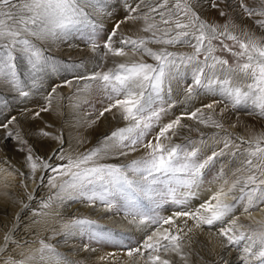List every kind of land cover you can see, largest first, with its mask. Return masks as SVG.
I'll use <instances>...</instances> for the list:
<instances>
[{"label": "snow or ice", "instance_id": "obj_1", "mask_svg": "<svg viewBox=\"0 0 264 264\" xmlns=\"http://www.w3.org/2000/svg\"><path fill=\"white\" fill-rule=\"evenodd\" d=\"M235 3L233 9L229 0H210L219 16L227 17L219 24L202 19L193 0H115L114 4L107 0H0V151L12 144L13 152L21 154L15 164L5 155L0 171L18 177L19 187L24 189L18 199L9 196L12 203L19 204L21 212L41 218L60 216L59 209L69 202L122 214L143 232L135 246L123 249L130 264L140 260L144 264H188L191 252L185 249L205 226L213 235L218 234L229 253H237L238 264H264V221L254 219V214L264 213V133L247 139L233 137L224 131L223 121L229 111L238 114L242 110L264 118V35L247 28L240 35L234 34L231 29L238 25L229 16L232 10L249 19L257 17L254 23L264 32V0L254 7L244 0ZM115 7L126 13L123 19L113 20ZM104 17L113 23L100 44L96 34L104 30ZM128 21L142 22L139 31L148 35H123L121 25ZM77 35L86 37L91 52L100 59L90 73L74 80L88 81L83 88H94L107 101L87 125L107 119L106 113L117 123L123 122L86 152L66 150L63 134L47 131L52 127L47 122L42 128L32 127L33 121L42 119V113L63 115L64 105L57 103L53 108V100L57 89L73 80L48 84L45 103L31 114L27 108L13 111L11 103L24 105L29 96L35 99L45 87V78L58 67L55 58L48 55L52 45ZM150 44L162 47L154 50ZM177 45L192 52L169 50ZM129 52L140 58L113 59L108 65L109 56L125 58ZM218 52L230 54L231 60ZM145 56L155 63L146 62ZM73 67L78 69L79 65ZM181 85L185 111L165 123L164 118L180 102L172 99L174 86L179 89ZM80 90L77 87L74 95ZM63 99L60 95L59 100ZM197 100L208 102L189 111ZM218 105L222 107L217 110ZM184 120L193 123H182ZM197 125L216 131L206 134ZM192 132L198 133L197 140L190 138ZM48 141L55 146L41 155L36 145ZM141 150V155L126 162H104ZM225 156L238 161L237 166L227 171L221 168L213 181L215 191L193 204L205 170ZM29 182L36 184L37 190H46L45 196L29 193ZM164 204L175 206L166 209L168 215L155 211ZM151 205L155 208L149 214L145 208ZM21 212L3 225L0 264H67L57 252L59 241H49L57 235L96 239L101 234L97 221L73 214L66 221H56L60 230H53L48 240H37L38 233L31 241L17 239ZM245 215L251 223L241 222ZM39 223V219H32L24 227ZM33 243L39 247L33 249ZM223 264L228 261L223 260Z\"/></svg>", "mask_w": 264, "mask_h": 264}, {"label": "rangeland", "instance_id": "obj_2", "mask_svg": "<svg viewBox=\"0 0 264 264\" xmlns=\"http://www.w3.org/2000/svg\"><path fill=\"white\" fill-rule=\"evenodd\" d=\"M151 2L155 3L156 0H151ZM229 2L232 4L233 9L237 7L235 0H229ZM244 2L248 4L250 7L259 5V0H244ZM193 3L195 6V10L198 12V14L201 16L202 19L208 20L210 22H211L210 20L211 17L222 19L224 22L227 19V17L221 18L219 16V11L211 7L210 0H193ZM221 7L222 8L226 7V5L222 4ZM116 11H113V19H115L118 16L117 13L118 11L117 12ZM229 16L234 21L233 23L238 25V27L231 29V31L233 30L232 32L234 34L240 35L241 27H245L246 25V27H248L250 31H255L256 35H264V32H262L254 23V21L258 19L257 17H253L249 19L243 17L242 13L235 12L232 10H229ZM107 33H108V28L104 24V30L96 34V39L100 44H103L104 38L107 36ZM67 43L78 44V46L80 47L79 50L80 55L77 57L70 55L67 58L60 59L59 62L61 63L62 69L73 68L74 70L73 72L69 73L68 70L64 69L62 71V74L63 75L66 74L67 76L69 75L76 76L75 73L78 72L81 74L87 73L86 68L81 63L82 62L85 63L86 61L87 62L93 61L95 63V58L98 57L99 55H94L91 52L89 46L86 43V37H80L79 35L73 36L68 38ZM226 43L231 45L232 41H226ZM170 51L172 50L170 49ZM87 52H89L88 53L89 57H87ZM102 52L103 49H101V53ZM217 54L223 55L225 56V58L231 60V56L228 53L218 52ZM48 55L50 57H54L50 52L48 53ZM139 58L140 57H138V59ZM143 58L147 59L149 57L145 56ZM74 65H79V68L78 69L74 68L73 67ZM95 65L96 64L91 65L92 69L90 71H92L95 68ZM24 77L25 79L28 78L27 72L24 73ZM54 79L55 81H58V78H54ZM72 79L73 78H69V77L67 78V80H72ZM47 80L48 83L50 84L56 83L55 81H50V75L47 77ZM61 83L62 82H60V84ZM80 84L81 83H78L77 81H73L71 85L66 86V89L68 90L67 92L64 93L65 95H63L65 99L59 100V98H56V100H53V102L55 103L59 102L64 105L63 115L66 114L67 111V104L69 102V99L67 98L76 97L74 93L76 92L77 87L81 86ZM91 92L92 94L88 95L83 100V104H84L83 108L87 116H91L92 114L97 113L107 103V101L103 98V96L99 92H97L94 88L91 89ZM0 99H3V97H0ZM28 100L29 102L24 105H20L19 101H11V103L13 104V111L21 110L23 108H27V110L34 109L39 106L38 105L39 103L36 100V98L34 99L32 96H29ZM235 114L237 115V117L239 116L244 117L245 115H247L243 110L240 111L238 114L237 113ZM106 115L108 118L109 113H106ZM247 116H252L257 120H259L261 123L264 122V118H261L257 115H247ZM47 119L48 118L45 117H42V119L39 118L38 119L39 124L37 123L36 120L33 121L32 127L33 128L44 127L45 122L47 123L49 122V120ZM102 120L105 119L102 118ZM50 125H52V127L46 129L47 131H50L54 134L63 133L66 150H74L78 152H86L89 149L93 148L94 146L97 145L101 137L109 134L111 131L115 130V128L119 126L116 124V122H112V126L107 128V130L104 133H102L100 136H97L96 139L91 144H86L85 146L77 147L72 144L68 136H65L66 133L62 132L61 129L55 131V127L53 126V124L51 123ZM261 129L264 131V126H261ZM25 131H28L27 125H25ZM224 131H231V135L233 137L243 136L242 134H238L235 130V127L231 126L230 124H225ZM204 133L211 134L213 132H204ZM190 138L193 140H197L199 138L198 133L192 132ZM29 139H31V134L29 135ZM182 142L183 141L179 139V143ZM52 146H55V142L48 141L45 144L36 145L37 150L40 152L41 155L47 154L49 148ZM4 149H5L4 151H0V155H4V157L5 155L12 157L14 163H17L18 161L21 160V154L13 152L12 144H8L4 146ZM221 158L215 162L214 166H212L210 170H206L205 178L200 188L201 192L206 190H211L214 187H217V185H215L213 181L216 177L217 172L221 168H225V170L227 171L229 169H234L238 164V161L234 162L231 157L225 156ZM222 161L227 162V164L226 165L222 164ZM17 178L18 177L6 176L2 171H0V241H2L5 231V229H3V225L5 223L10 224L13 218V214L18 213L20 210L19 204H13L12 201L9 199V196H11L13 199H18L21 196L20 194L21 190L16 189L17 188L16 182L18 181ZM35 187L36 184L29 182L28 192L33 193ZM45 194H46V190H45ZM198 199L199 200L201 199L199 198V195L197 199H195L194 201H197ZM194 201H192L193 204L195 203ZM145 204H147V202H145ZM174 207L175 206L172 204H164L160 208H155L154 205H151L149 207H146L145 210L148 211L149 214H152L151 209L155 208V211L158 212L160 215H168L169 211H166V209L171 210L174 209ZM98 208H102V207H98ZM72 210L73 213L77 212L76 215L87 216L90 219L97 221L98 224L100 225L101 234L96 239L90 238L89 236L86 235L69 237L65 239L63 235H57L53 240L49 241L50 243L53 244H56V241H59V243L56 244L57 252H59L60 256L66 260L67 264H130V258L123 254V249L129 246H135L138 243V241L141 240L143 236V232H141L140 230H136V232L131 233L129 229L120 230V227L123 225V221L121 219H125L122 214L117 215L115 214V212L103 211V214L101 216H98V214L95 213L96 209L94 210L79 202H69L68 204L64 205L61 209H59L60 216H56L55 218L50 216L45 218L43 217L44 219L38 217L41 221L40 222L41 224L39 223L38 226H33L32 227L33 229L31 228L27 233H29L30 236L31 235L33 236L34 233H38V236L35 237L37 240L39 239L48 240V237L52 235L53 230L56 231L60 230V224L57 223L56 221H60V220L66 221L67 219H69L70 216H72L73 214L68 215V213H70ZM29 215L31 216L30 213ZM254 219L255 221H264V218H260L259 216ZM241 222L244 224H249L252 221H250L248 217L246 218L242 216ZM178 223H180V221H178ZM190 223L191 221H189V224ZM253 226L256 225L253 224ZM205 230H207V228H205ZM208 233H211V235L214 236L212 232L208 231ZM212 236L202 232H198L193 236L190 248L185 249L186 251L191 252V256L189 258L188 264H223L224 259L222 260L221 257H223V255L225 254L226 249L221 245L220 243L221 239L219 238L215 239ZM34 244L32 246L33 249L39 247L38 243H34ZM85 245L88 246V250L84 249ZM109 253H116V255L107 256V254ZM173 259H175V257H173ZM138 264H144L143 260H140ZM232 264H238V261Z\"/></svg>", "mask_w": 264, "mask_h": 264}, {"label": "bare ground", "instance_id": "obj_3", "mask_svg": "<svg viewBox=\"0 0 264 264\" xmlns=\"http://www.w3.org/2000/svg\"><path fill=\"white\" fill-rule=\"evenodd\" d=\"M107 2L110 3V4H114L115 0H107ZM113 11H116L118 13V16L115 19H123V17L126 14L119 7L113 8L112 12ZM97 18H99V17H97ZM115 19H113V20H115ZM113 20H109L107 17H104V24L108 28V31L112 28ZM210 20H211V22H215V23H219V24H223L224 23V21L222 19H217V18H213V17H211ZM141 26H142V22H140V21H128L127 23H124V24L121 25L122 34L123 35H127V36H134V35L146 36V35H148L147 33H143L141 31H139ZM245 28H247L250 31V29L248 27H246V25H245V27H241V31L243 29H245ZM149 47H151L154 50H156V49L161 48L162 46L161 45H156V44H150ZM170 49L173 52H179V53H191L192 52V49H190L188 47H182L180 45H177L174 48L169 47V50ZM79 50H80V47L78 46V44H74V43L73 44H69V43H67V41L58 42V43L52 45L50 53L54 57H56L55 60H54V63L58 67H57L56 71L51 72L49 74L50 75V81H55L54 78H58V81H55V82L57 84H60V82H63L64 80H67L68 77L69 78H73L72 80L76 81V80H74L75 75L74 76L73 75L67 76L66 74H64V75L62 74V71L65 68L64 67H63L64 69L61 68V63L59 61H60L61 58L62 59L63 58H67L70 55H73V56H76V57L79 56L80 55ZM88 53L89 52H87V57H89ZM99 59H100L99 56L96 57L95 58V63L93 61H91V62L90 61H88V62L86 61L85 63L82 62L81 64L87 70V73H84V74L90 73L91 72L90 70L92 69L91 65L96 64L99 61ZM113 59H116V60H122V59L135 60V59H138V56H133L131 52H129L128 56L125 57V58H119V57L114 58V57L109 56L108 57V65L111 64V61ZM143 59L146 62H148V63H155L150 57L147 58V59H145V58H143ZM108 65H106V67ZM65 70H68L69 73L74 71L73 68H70V69L66 68ZM75 74H76V76L84 75L83 73L81 74L79 72L75 73ZM78 83H81L80 84L81 86H79L81 90H80L79 93H77V95H75L76 97H72L71 100H69V102L67 104L66 114H64L62 116H57L55 114V112L50 111V112L42 113L41 115H42V117L48 118L47 119V120H49L48 123L49 124H51V123L53 124V126L55 127V131L61 129L62 132L66 133L65 136H68V138L71 140V142H72V144L74 146L82 147V146H85L86 144H91L96 139L97 136H100L102 133H104L107 130V128L112 126V122H116V124L119 125L118 127L123 126V122L117 123V121L112 120L111 115L109 114L107 119L102 120V118H101L95 124H93L91 126H88L86 122L95 119L97 113L92 114L91 116H87L85 114V111H84V108H83V105H84L83 104V100L88 95H91L93 91L91 92L92 88H87V89L83 88L84 84L89 83L88 81L81 80V81H78ZM48 84H50V83H48L47 78H45V87L41 88L39 90L38 94L35 97L36 100L39 103L38 105H43L45 103L44 96L46 95V93L48 91V88H47ZM182 88H183V85H181L179 89H177L174 86V92H173L172 99L179 100L180 102L177 103L176 106L171 109V112L169 113L168 116H166L164 118L163 122L166 123L168 120L172 119L174 117V115H178L181 112L185 111L184 104H183V98H182V95L180 94L181 91H182ZM67 90L68 89H66V86L58 88L57 89V98H59L60 95H62V96L65 95L64 93L67 92ZM59 93H61V94H59ZM54 100H56V99H54ZM207 102H208V100H197L192 105L189 106L188 110L189 111L190 110H194V108L199 107L201 103H207ZM56 104L57 103L53 102L52 107L55 108ZM73 104H75L76 107H71L70 106V105H73ZM220 107H222V106L218 105L217 106V110ZM33 110L34 109H28L29 114H31V112ZM61 117H62V119H61ZM38 119L39 118L36 119L37 123H38ZM223 121H224V124H230L231 126L233 125V123H235L236 132L238 134H242L246 138H248L251 135L264 133V131L261 129V126H264V122L261 123L259 120H257L256 118H254L252 116L245 115L244 117L243 116L237 117V115L234 112L229 111L223 117ZM182 123L192 124L193 122L190 121V120H184V121H182ZM197 126L200 127L202 132H215L216 131L213 128H205V127L199 126V125H197ZM227 132L231 134V131H227ZM174 142L179 143V139H175ZM142 151L143 150H141L140 152L133 153L131 156L126 157V158H122V159H119V160H117V159H109V160L104 161V162H107V163H122V162H126L127 160H130L132 158H135V157L141 155ZM205 151H207V149H205ZM4 158H5L4 155H0V161H2ZM221 160H222V158H221ZM222 164L226 165L225 162H223V161H222ZM205 174H206V170H205ZM17 179H18V181L16 182V184H17V186H16L17 188L16 189L21 190L20 194H23L24 189L19 187V178H17ZM215 188L216 187H214L211 190H206V191H203V192H201L199 190L198 195H199V198H201V199L200 200L198 199L199 201L198 200L194 201L195 202L194 204H198V203L202 202L203 200L207 199L212 194V192L215 191ZM34 193H35V195L37 197L45 196V190H37V186L35 187ZM24 199L26 200V197H24ZM103 211L104 210L102 208H98V209H96L95 213L98 214V216H101L103 214ZM19 212H21V209L19 210ZM76 213L77 212L73 213V210H72L70 213H68V215H70V214L72 215V214H76ZM72 216H70V218ZM258 216L260 218H264V213L254 214V218H257ZM244 217L247 218V216H244ZM34 218L39 219L38 217H31L29 215V213H27V212H21V219H22L21 231H20V234L16 237L17 239H21V240L27 239L29 241L33 240L34 237L32 235L30 236V234L27 233V232H29V230L33 226H38L39 224L33 225L31 228H25L24 225L29 224L30 221L32 219H34ZM121 220L123 221V225L120 227V230L129 229L131 233H134V232H136V230H139L138 228H136L132 224H130L127 219H121ZM205 228H207V226H205ZM205 228H204V231H202V233H207L210 236H212L211 233H208V231L205 230ZM42 233H43V231H42ZM212 237H214L215 239L219 238L218 234L214 235ZM219 239H221V238H219ZM33 244H32V246H33ZM2 245H3V239H2V241H0V246H2ZM34 245H36V244H34ZM16 251L19 252V251H21V249H17ZM236 257H237V253L236 252L229 253L227 251V249L225 250V254L223 255V259L227 260L228 264H232V263L236 262L237 261ZM0 259H2V258H0Z\"/></svg>", "mask_w": 264, "mask_h": 264}]
</instances>
